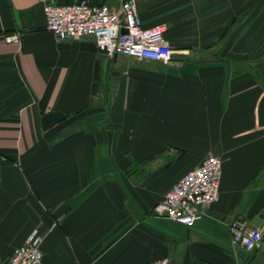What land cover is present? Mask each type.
I'll return each instance as SVG.
<instances>
[{
	"label": "crops",
	"instance_id": "1",
	"mask_svg": "<svg viewBox=\"0 0 264 264\" xmlns=\"http://www.w3.org/2000/svg\"><path fill=\"white\" fill-rule=\"evenodd\" d=\"M43 4L0 0V264L34 230L40 264H264L229 231L264 227V0H138L166 63L58 40ZM208 155L219 199L191 227L154 216Z\"/></svg>",
	"mask_w": 264,
	"mask_h": 264
},
{
	"label": "built area",
	"instance_id": "2",
	"mask_svg": "<svg viewBox=\"0 0 264 264\" xmlns=\"http://www.w3.org/2000/svg\"><path fill=\"white\" fill-rule=\"evenodd\" d=\"M43 13L46 29L58 40L90 37L109 58L126 55L166 63L173 54L165 38L166 24H143L138 0L102 4H92L88 0H44ZM18 39L14 36L12 41L18 42ZM221 170V158L206 156L165 192L163 199L152 207L153 215L193 226L207 206L219 199ZM229 231L232 242L247 251L264 245V227H248L243 221L232 220ZM42 239L43 236L34 230L22 245L14 249L5 264H40ZM149 264H170V259L164 256Z\"/></svg>",
	"mask_w": 264,
	"mask_h": 264
},
{
	"label": "water",
	"instance_id": "3",
	"mask_svg": "<svg viewBox=\"0 0 264 264\" xmlns=\"http://www.w3.org/2000/svg\"><path fill=\"white\" fill-rule=\"evenodd\" d=\"M253 225L260 226L262 223V216L255 217L252 221Z\"/></svg>",
	"mask_w": 264,
	"mask_h": 264
}]
</instances>
